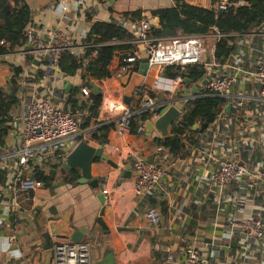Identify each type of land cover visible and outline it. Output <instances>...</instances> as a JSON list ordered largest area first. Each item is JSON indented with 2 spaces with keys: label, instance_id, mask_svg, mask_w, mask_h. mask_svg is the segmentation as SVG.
<instances>
[{
  "label": "built area",
  "instance_id": "2783aa9c",
  "mask_svg": "<svg viewBox=\"0 0 264 264\" xmlns=\"http://www.w3.org/2000/svg\"><path fill=\"white\" fill-rule=\"evenodd\" d=\"M71 4L75 6V12H71ZM101 4L97 0H66L49 10L41 11L39 17L32 10V21L25 28L24 47L15 52L0 54V63L7 64L11 72L12 67L22 69L18 77L20 104L13 112L7 144L0 148V169H9L8 181L5 187L0 188V205L4 208L0 211V231L7 227L5 215H20L23 203L36 202L34 193L43 189V184L32 175L34 168L45 166L44 169L48 171L47 162H56L54 156L57 151L63 152L65 163L73 149L71 140L75 142L80 136L85 116L80 112L74 113L71 107L65 105L70 94L65 92V87L71 84L72 89L79 90V97L86 98L91 93L90 86L84 83L81 72L65 76L59 71L58 64L64 53L83 58L87 48L84 40L96 22H116L125 33L123 38H113L104 45L132 46L125 66L121 67L120 60L116 58L113 64L117 60L118 67L113 70L112 77L101 82L94 81L101 89L103 100L99 121L115 123L114 130L121 137L130 134L131 120L136 111L132 103H126L124 87L121 85L114 88L110 82L116 80L122 83L126 75L138 72L142 61L141 52L145 49L149 56L147 76L152 70L157 71V74H153L155 76L151 82L146 81L136 90L133 100L141 102L142 110L154 112L149 121L159 117V106L149 96L150 91L176 95L171 101L184 104L202 96L227 100L220 123L211 127L208 141H200V149L206 157L204 165L210 174L204 186V199H212L219 208H225L227 204L240 207L252 191L258 193V188L264 189V61L253 59L249 61L250 65H246L247 51L258 52L264 48V32L252 34L251 38L238 44V51L233 62L228 65V71L211 72L205 76L211 77L205 89L199 87L201 82L194 85L198 86L197 93L204 91L205 94L197 96L196 93L184 97L182 93L192 89V84L188 88L184 78H166L162 75L163 71L168 67L184 68L202 62L212 70L216 67V46L223 35L216 30L207 35L155 38L151 35L152 22L148 18L132 20L122 14H114L107 8L100 11ZM229 6L232 5L221 3L218 12L226 11ZM48 17L50 21L46 20ZM0 45L9 46L5 40ZM229 106L231 111L228 113ZM244 110H249L251 114L242 125L236 126L235 116L241 115ZM145 126L146 123L140 128V133L145 130ZM156 149L159 156L162 148ZM134 157L135 192L138 197L148 199L163 188L164 178L176 161L170 160L169 155L162 158L166 160L163 164L149 163L144 157ZM103 193L107 199L108 191L104 190ZM4 194L9 199L3 200ZM255 209L257 213L247 216L230 214V226L233 231L242 233L245 241L263 242L264 209L261 205ZM146 219L151 226L158 227L162 215L159 209L150 208L146 212ZM11 240H15L13 235ZM51 248L52 264H93V246L89 241H54ZM167 263L204 264L194 244L185 248L182 259L169 253Z\"/></svg>",
  "mask_w": 264,
  "mask_h": 264
},
{
  "label": "crops",
  "instance_id": "0c3cea01",
  "mask_svg": "<svg viewBox=\"0 0 264 264\" xmlns=\"http://www.w3.org/2000/svg\"><path fill=\"white\" fill-rule=\"evenodd\" d=\"M24 1L35 12L36 17L40 16L41 11L66 2V0ZM97 1L102 3L100 11L107 8L117 15L142 11V16L154 24H157L156 15L160 9L173 4L170 0ZM185 1L214 11H218L219 5L224 2L233 5L231 0ZM70 10L75 12L76 8L73 4ZM46 20L50 21L51 18L48 17ZM253 59L264 61V48L258 52L247 51L246 65H250L249 61ZM117 67L116 60L112 71ZM153 74L151 71L145 82H151ZM11 75L9 66L4 62L0 63V87L6 86ZM110 85L117 88L122 83L112 80ZM159 93L163 95L162 92ZM164 95L169 97V101L177 97L167 93ZM137 103H139L137 99L132 101L133 109H137ZM219 129H221L220 125ZM210 130L211 128L208 127L203 133L195 129L194 133L188 134L183 141L190 139L208 141ZM83 133L84 131L80 134L83 140L94 147H103L105 154L117 165L115 167L105 161L97 160L92 167L93 176L102 185V193L104 190L108 191L107 212L103 217L108 234H105L97 221L101 211L97 195L101 191L77 182L72 185L59 183L54 191L41 189L34 193L36 202L22 204L20 221L15 227L10 229L7 226L0 231V264H43L44 245L48 244L51 247L56 240L50 233L49 222L60 219L68 212L71 214V226L74 229L78 231L88 229L87 237L92 234L95 236L92 240L95 244L93 261L101 258L104 242L110 240L115 246L118 264H168L169 253L177 259L184 258L185 248L188 245L184 240V231L190 220V209L195 205L197 227L193 244L197 245L204 264H264V241H245L242 233L233 231L230 226V214L251 215L256 211L255 207L260 205L264 209L263 188H258V193L252 191L244 200L245 204L240 207L227 204L225 208H219L212 199H204V186L210 174L208 167L204 165L206 157L200 145L194 147L189 159L181 160L180 167L175 163V166L170 168L161 190L150 195L148 199L141 198L135 192L136 174L132 164L133 157H144L148 161L152 159L153 163L163 164L166 160H163L161 155H157L156 146L153 144L155 138L161 137L160 133L154 131L148 136L144 130L138 136L129 134L121 137L112 130L103 146L96 144L89 132ZM71 141L70 145L74 148L72 145L78 142ZM161 203H165V212ZM150 208L159 209L162 215L158 227L151 226L146 219V212ZM12 235L15 237L14 241L11 240ZM154 250L155 257L152 254Z\"/></svg>",
  "mask_w": 264,
  "mask_h": 264
},
{
  "label": "trees",
  "instance_id": "16d2710c",
  "mask_svg": "<svg viewBox=\"0 0 264 264\" xmlns=\"http://www.w3.org/2000/svg\"><path fill=\"white\" fill-rule=\"evenodd\" d=\"M232 6L226 11H214L199 5H193L185 0L172 2V6L161 8L156 15L157 24L152 23L151 35L155 38H170L188 35H207L218 31L223 37L218 41L215 52L216 67L210 70L202 63L188 65L184 68L180 66L168 67L162 73L166 78L181 76L187 78L192 85L199 84L201 79L210 74L224 73L228 71L235 59L238 51V44L251 38L255 33L264 32V0H231ZM132 20L141 19L142 11H135L123 14ZM33 11L26 5L24 0H0V43L5 40L9 46L0 45V54L15 52L18 48L24 47L26 43L25 28L32 21ZM127 35V34H126ZM125 33L116 22L105 23L96 22L92 25L91 31L84 40L87 48L83 58H78L69 53H64L59 61L61 73L65 76H74L81 72L84 83L89 86L91 82L109 79L113 75V61L118 58L120 66H125L126 59L130 56L132 46L116 45L106 46V42L113 38H123ZM92 45H101L95 47ZM97 51L96 55L94 52ZM87 61L85 65L84 62ZM12 76L5 87H0V148L7 144V137L13 123L14 109L20 104V86L18 77L22 69L12 67ZM42 76L43 73H40ZM204 91L197 93L203 95ZM156 91H150L149 96L161 106L170 100L167 95H160ZM102 96H97L91 92L86 98L79 97V90L73 88L67 96L65 105L71 107L74 113L84 114L82 130L90 133L92 140L103 146L106 144L109 134L115 128V123L100 122L98 120L102 105ZM227 100L216 96H202L194 98L185 104L182 115L170 130L166 138L157 137L153 140L156 147L162 148L161 158L169 155L174 160H187L191 157L194 147L200 146L199 140L183 139L190 133H194V126L197 123H206L208 127L216 126L220 123V118L224 115ZM136 113L132 117L130 134L140 135V128L152 119L154 112L141 109V102L137 103ZM251 112L244 110L241 115L235 116V125H242ZM219 127V126H218ZM233 132V131H232ZM83 140V137L76 138V142ZM56 162H47L49 170L43 167H35L32 175L43 184V189L54 191L60 183L58 171L64 163V154L57 151L54 156ZM50 163V164H49ZM65 171V170H64ZM9 169H0V188L5 187L8 181ZM64 184L72 185L80 178V172L74 170L64 173ZM3 200L9 199L7 194L3 195ZM154 203V201H153ZM196 206V205H195ZM195 206L190 209V220L184 231V240L190 246L196 239V219ZM163 212L166 211L165 203H161ZM0 205V211H2ZM6 225L13 229L20 221V215L11 214L4 217ZM93 235V234H92ZM92 243V240L86 239ZM57 242L67 241L66 239H56ZM156 256V251L152 252Z\"/></svg>",
  "mask_w": 264,
  "mask_h": 264
},
{
  "label": "water",
  "instance_id": "95a60500",
  "mask_svg": "<svg viewBox=\"0 0 264 264\" xmlns=\"http://www.w3.org/2000/svg\"><path fill=\"white\" fill-rule=\"evenodd\" d=\"M142 61L139 65L138 72L133 73L131 75H126L122 80V85L124 86L125 91V101L127 104H131L134 93L136 90L140 89L143 84H145V80L147 77V73L149 71V63H148V51L142 50ZM209 62V59H207ZM60 71V69H59ZM211 77H204L201 79L202 88L205 89L206 85L210 81ZM186 86L189 88L191 84L187 78L183 79ZM91 92L95 93L97 96H101V89L95 83L91 82L89 84ZM72 91V85L67 84L65 87V92L68 94ZM199 91L198 87H193L187 92L182 93L184 97H189L191 94H196ZM176 94L179 93L178 90L175 91ZM159 117L155 121H148L145 126V130L148 136H151L154 131H158L162 138H166L169 136L172 125L176 122V120L182 115V111L185 108V104L182 102H173L169 101L164 106L158 107ZM231 111V106L227 108V112ZM194 129L199 130L201 132H205L208 129V125L206 123H197L194 126ZM105 161L111 165L117 166L114 164L109 157L105 154L103 147H94L90 145L85 140L78 142L75 147L70 151V153L66 157V161L63 164V169L66 172H72L74 170H78L80 172V178L76 181L81 185H89L94 190H100L101 193L97 195V200L101 206V211L98 217V223L104 229L105 234H108V229L106 224L104 223L103 217L105 216L106 209V195L102 193V185H100L98 179L93 176L92 167L95 161ZM135 157H133V161ZM149 163H152L153 160H149ZM182 164L181 160L176 161V166L180 167ZM50 233L56 239H66L73 243H80L85 241L87 238L93 240L95 238L94 235H90L87 237L89 230L82 229L80 231L74 229L71 226V214L68 212L63 215L58 220H52L49 222ZM44 251L42 253L43 264H51L52 262V248L46 244L43 247ZM93 264H118L116 261V251L115 246L110 240L104 242L102 248L101 258L93 261Z\"/></svg>",
  "mask_w": 264,
  "mask_h": 264
},
{
  "label": "rangeland",
  "instance_id": "374dc122",
  "mask_svg": "<svg viewBox=\"0 0 264 264\" xmlns=\"http://www.w3.org/2000/svg\"><path fill=\"white\" fill-rule=\"evenodd\" d=\"M27 5V4H26ZM152 72L154 73V74H157V71H155V70H152ZM159 76H161V74H158ZM153 76H155V75H153ZM8 81V80H7ZM8 83V82H7ZM7 85V84H6ZM5 87V86H4ZM105 120H102V121H100V122H104ZM81 132H83V130L81 129ZM84 133H87V131H84ZM83 133V134H84ZM81 134V133H80ZM70 143V142H69ZM65 173V171L64 170H62L61 168L59 169V171H58V180H59V182L61 183V182H63V177H64V174ZM98 221V220H97ZM92 244V246L95 248V244L94 243H91Z\"/></svg>",
  "mask_w": 264,
  "mask_h": 264
}]
</instances>
